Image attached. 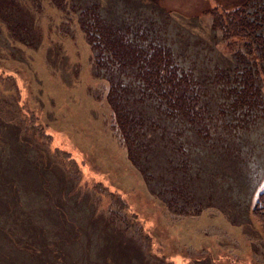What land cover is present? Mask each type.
Returning a JSON list of instances; mask_svg holds the SVG:
<instances>
[{
    "label": "rangeland",
    "instance_id": "rangeland-1",
    "mask_svg": "<svg viewBox=\"0 0 264 264\" xmlns=\"http://www.w3.org/2000/svg\"><path fill=\"white\" fill-rule=\"evenodd\" d=\"M243 3L264 36V0H67L62 13L48 0L0 4L15 23L0 29V264H31L33 238L66 264H264L250 212L264 191V85L254 94L260 79L240 89L234 78L261 53L225 39L210 15ZM84 12L131 50L166 51L187 77L191 115L138 88L119 57L95 55ZM106 78L130 111L149 185L113 128ZM154 192L194 212L175 215Z\"/></svg>",
    "mask_w": 264,
    "mask_h": 264
},
{
    "label": "trees",
    "instance_id": "trees-1",
    "mask_svg": "<svg viewBox=\"0 0 264 264\" xmlns=\"http://www.w3.org/2000/svg\"><path fill=\"white\" fill-rule=\"evenodd\" d=\"M7 1L13 6H17L18 0H0V4ZM39 1V0H36ZM49 6L55 12L62 13L63 9L67 6V0H61V3L55 4L51 0ZM38 8L39 14H42V5L35 2ZM1 7V6H0ZM251 6L248 3H243L238 5L236 8L231 10H217L212 9L210 15L212 17V26L215 30L222 33L225 39L239 38L245 43L252 53L260 52L259 56L247 59L244 63L235 70V81L236 86L241 88H248L250 75L254 77L255 82L260 79V84H254L253 89L254 94H258L260 89L264 85V36L260 33V22L257 17L256 12H251L248 10ZM91 10L88 12L90 13ZM0 29L1 31H9L13 33L15 23L12 18L6 21V16H1ZM41 18H38L40 20ZM5 21V22H4ZM79 27L83 29L86 42L88 43L92 52L95 55L106 53L109 59L113 61L114 57H119L122 66L126 65L133 71V82L136 83L138 80L140 84L135 85L138 88H142L143 91L150 94H155L166 106V109L170 112H181L185 116L191 115L193 110V105H191L193 99L188 92V80L185 74L178 71V68L174 62L171 61L169 54L159 48L152 50L147 53L142 50H131L125 45L122 39L117 38L111 31L107 28L106 22L97 14H92V16H87L85 12L83 16L77 21ZM59 40V36L54 37ZM52 38H46L45 41ZM256 39V43L253 45V40ZM17 41V39H15ZM43 39L37 40L32 47L29 43L26 47H36L38 43H42ZM51 41V40H50ZM262 42L263 45H259ZM25 46V45H24ZM94 56V55H93ZM95 58V56H94ZM5 62L1 64L4 68ZM262 74V78L258 75ZM95 77H102L97 74H93ZM109 82V88L106 93V102L110 108L111 113H113L114 123L113 128L117 130L122 145L125 149L126 155L130 163L138 170V172L143 177L145 183L149 185V179L145 174V169L138 162L139 149L137 147L136 138L131 135V125L130 122L131 115L129 109L125 106V100L120 99L118 96L120 94L119 84L113 79L106 78ZM124 82V81H123ZM123 85H126L123 83ZM171 115L172 113H164ZM27 130L30 133L35 134L39 138L43 137L41 133V128L35 127L33 125L27 126ZM146 136L150 137L149 134ZM46 140V138H45ZM47 142V140L45 141ZM141 144L143 142L139 140ZM148 144L147 142H145ZM153 191V190H152ZM155 193V192H154ZM155 195L163 202L166 208L175 215L192 214L194 211H189V209L183 213V207L175 208L177 204L174 198H169L160 196V194ZM251 219L258 228L260 235V242L264 245V191L257 194L254 205L251 210ZM120 221V220H119ZM62 222V221H61ZM62 224V223H61ZM62 226V225H61ZM8 237L12 238L9 233ZM33 247L28 253V258L31 260V264H66L63 256L55 250H41V242L35 238ZM36 241L39 242V247L34 246ZM26 241H24V244ZM30 245V243H27ZM24 246H21L23 249ZM28 248V247H27ZM47 253H51L50 257ZM160 257H165L164 253L159 254Z\"/></svg>",
    "mask_w": 264,
    "mask_h": 264
}]
</instances>
